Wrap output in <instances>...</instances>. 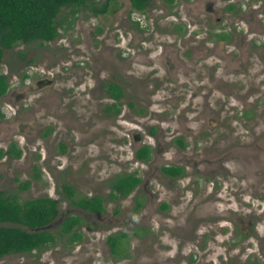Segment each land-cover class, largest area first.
Returning <instances> with one entry per match:
<instances>
[{
	"label": "rangeland",
	"instance_id": "rangeland-1",
	"mask_svg": "<svg viewBox=\"0 0 264 264\" xmlns=\"http://www.w3.org/2000/svg\"><path fill=\"white\" fill-rule=\"evenodd\" d=\"M228 1L174 0L169 8L153 0L145 9V18L137 12L130 14L127 0H113L109 4L118 6L115 12L97 15L87 3L86 9L73 13L70 27L58 29L54 40L40 48L34 46V50L19 45L3 52L0 72L6 74L9 87L0 97L4 109L0 112V150L14 143L20 156H0V190L19 201L44 195L57 199L58 215L46 226L56 236L53 245L29 254L3 256L0 264H168L169 259L171 264H264V48L260 45L264 42V0H233L237 12L226 10ZM68 15V8L60 10V18L68 19ZM130 15L138 17L139 25L145 28L135 25ZM233 23L245 31L237 35L248 34L243 49L226 46L222 52H210V41L205 40L206 55L198 52L194 59L195 52L182 45L186 37L202 42L198 38L209 36L207 31L221 26L227 30ZM231 37L232 41L236 38ZM140 40L143 43H138ZM248 41H254L256 47L248 49ZM164 44L173 47L165 56L166 62L182 64L170 74L165 66L163 71L153 68V60L148 62L159 56V46ZM89 45L94 51L104 49L105 74L123 88L116 116L107 117L102 110L104 103H111L109 99L97 96L94 89L87 94L93 82L87 71ZM142 48L147 51L145 57L140 55ZM15 50L24 51L33 63L19 64ZM121 51H126L123 59L119 58ZM74 61L79 63L68 66ZM69 67L86 74L73 102L67 99L70 95L64 85V75H71ZM23 70H28L34 80L48 79L50 86L38 87L42 93L51 95L61 87L62 98L57 103L55 97H49L46 105L31 96L33 103L29 104L28 97L24 100L21 96L20 105H28L21 106L13 121L8 106L17 93L26 95L24 83H18ZM53 105H57V113ZM107 110L112 112L111 107ZM170 137H182L185 147L176 148ZM157 141L168 147L159 158L153 153ZM141 145L151 149L146 162L133 157ZM200 147L225 155V173L222 169L210 172L211 164L200 163L204 157ZM179 156L194 157L201 165L195 168L197 163L191 161L186 171L203 170L196 173L199 179L195 180L204 192L199 193L201 187H196V191L186 189L179 196L168 188L166 178H159V166L171 164ZM133 171L140 178L139 184L125 197L108 199V180ZM188 179L184 177L177 188ZM212 180L222 182L219 198L217 193L208 192ZM25 181L27 185L21 187ZM234 181L252 192L243 199L226 195L229 187L225 185ZM63 184L71 186L73 197H103V212L92 213L71 204ZM157 188L167 209L151 200ZM136 201L140 202L137 209ZM194 208L192 215L189 210ZM222 211H232L244 227L237 228L240 238L233 252L224 250L226 236L216 234V225L211 223ZM68 214L81 219L78 226L82 237L77 242L68 243L57 233L60 221ZM157 216L160 225L156 224ZM248 220L253 225L243 235ZM197 222L200 227L196 234L184 237ZM209 224L212 233L203 237L205 229L211 228ZM116 232H124L126 237L112 253L105 238Z\"/></svg>",
	"mask_w": 264,
	"mask_h": 264
},
{
	"label": "trees",
	"instance_id": "trees-1",
	"mask_svg": "<svg viewBox=\"0 0 264 264\" xmlns=\"http://www.w3.org/2000/svg\"><path fill=\"white\" fill-rule=\"evenodd\" d=\"M99 0H0V57L6 49L13 48L20 44L34 43L37 46L52 40L58 35V29L70 27L74 20L73 13L87 7L93 15L113 12V0H103L98 6L94 2ZM152 0H127L129 10L144 11ZM168 5L174 0H160ZM62 8H68V19L60 18ZM64 20V25L62 24ZM99 31V30H98ZM22 57V52H18ZM25 75L21 74L23 78ZM8 87L6 75L0 72V96ZM109 95L117 100L121 94L117 84L111 82L106 86ZM114 113L119 111L115 103L109 106ZM109 107H105L107 110ZM140 111H142L140 109ZM150 134L153 128H150ZM61 149H63L61 145ZM10 155L13 158L20 156V150L14 143H11L5 151L0 150V156ZM150 147L141 145L133 152L136 160L145 162L149 159ZM162 171L167 175H173L179 171L176 167H163ZM140 182L136 173L116 174L108 180V199L127 196ZM27 181L21 186L25 187ZM66 196L71 204L92 212L101 213L104 210V198L99 195H79L73 197V190L70 185L63 184ZM58 200L47 195L29 198L22 201L14 196L7 195L0 190V258L9 253H30L34 250H41L53 245L56 236L46 229V226L58 215ZM140 204L136 201V207ZM166 205L163 204L162 208ZM81 219L77 215L68 214L59 223L58 234L66 237V242H77L82 235L79 232ZM126 237L124 232L109 234L105 238L110 251L115 253L120 240Z\"/></svg>",
	"mask_w": 264,
	"mask_h": 264
},
{
	"label": "flooded vegetation",
	"instance_id": "flooded-vegetation-1",
	"mask_svg": "<svg viewBox=\"0 0 264 264\" xmlns=\"http://www.w3.org/2000/svg\"><path fill=\"white\" fill-rule=\"evenodd\" d=\"M114 5L116 7L115 10H114V12H115L117 10L118 6L116 4H114ZM164 5L168 6L169 8L172 6V4L168 5L166 3H164ZM206 8L208 9V8H210V6H207ZM225 8H226V10H232L234 12H237L236 11L237 8H235L234 5H233V0H229L228 4H226ZM255 8L256 7L254 5L253 9H255ZM128 12H130V14L132 12L135 13V10H129ZM138 12L140 13V15L142 14L144 16V18H145V15H146L145 10L142 11V12L141 11H137V13ZM260 16H261V14H258L257 18H259ZM130 18L132 19L133 23H135V25H138L139 27L142 26V25L140 26L139 22L137 21V20H139L138 17H133L132 15H130ZM254 21L257 22L256 19H254ZM201 26H202V24H201ZM219 26H221V25L219 24ZM143 27L145 28V26H143ZM143 27H141V28H143ZM202 27H204V26H202ZM234 28H236V29H234ZM238 28L239 27H237L235 25V23H233V25H231V28H229L227 30L224 29L223 26H221V27L213 29L212 31L211 30L207 31L209 36H201L200 38H198L197 36L194 37V38H198L199 40H202V42H195L192 38L186 37L185 39H183V41H182L183 44L182 45L184 46V48L191 49V50H193V52H195L192 55V58H194V59H196L199 56L198 52H201V56L206 55V50L207 49H206L205 46H203V44H205L206 41H210L209 44H210L211 48L209 50H207V51H210V52L211 51L212 52L213 51L214 52H222L223 48L226 47V46H228V47L230 46L234 50H236L235 46L239 47L240 49H243V46H244L245 41L247 40L248 34L237 35L238 32L239 33H244L245 32V31H242V30L240 31V29H238ZM174 29L176 31H180L181 34L184 31L180 26H175L174 25ZM245 30L248 31V33H250V31H251V29L248 28V27H246ZM199 32H201V28L199 29ZM263 32H264V30H263ZM204 33H206V32H204ZM189 34H191V33H189ZM231 35L236 37L235 38L236 40L234 39L235 41L231 40L232 39ZM55 38H53L52 40H54ZM187 38L190 39L189 42L187 41ZM52 40H49L48 42H50ZM203 41H204V43H203ZM141 42H142V40L138 41V43H141ZM43 44H41V46H43ZM20 45L28 46V47L32 48L33 50L35 48L34 46H36L37 48L41 47V46H37L34 43L20 44ZM260 45H262L263 48H264V42H260ZM17 46H19V45H17ZM246 46H247L248 49L250 47L255 48L256 44H255L254 41H248ZM13 48H10V49H13ZM89 48H90V51H89V53L87 52V54H89L91 58L89 59L88 55H87L86 59L89 62V64L87 65V67H88L87 71L89 72L88 76L92 77L93 82H92V87L87 89V94L88 93L92 94L93 93V89L96 90L97 91V96L98 95H103V97L106 98V99H109L111 103H115L119 107V111H120V100L123 97V88H122L120 83H118L117 81L111 79V77L108 74H105V67L104 66H105V62H106V53L104 52L103 48H100V51H94L92 49L91 45H89ZM159 48H160L159 56L156 57L155 59H149L148 62L151 63L152 60L154 61L152 63V65L154 66L153 68H155V67L157 68L158 67V68L163 70L164 66H165L166 69H168L167 70L168 74H170V72H175L182 65L181 62H179V61L177 63L176 62L174 63V61L166 62V58H165V56L172 51L173 47L170 46V45H168L166 47V45L164 44L162 46H159ZM10 49H6V50H10ZM124 50H128V46L127 45L126 46L124 45ZM3 52H2V55H3ZM18 52H22V57L20 55H18ZM125 52L126 51H123V52L121 51V53L119 54V58L120 59L125 58V55H126ZM146 52L147 51L146 50L143 51V48H142V52L140 53V55L145 57ZM188 52H189V50H188ZM230 52H231V49L228 50V53H230ZM13 53L15 54V56L18 57L17 61L22 66L24 64L27 65V64L33 63L32 59L25 57L24 51L15 50ZM197 53H198V55H197ZM2 55H1V57H2ZM1 57H0V59H1ZM100 61H102L101 64H100ZM78 63L79 62H75L74 61L72 63H69L68 66H70L72 64L76 65ZM69 69H70L69 73H71V75L70 76H69V74H65L64 75L65 81H66L64 83V85H65V89H66L65 93H67V94L69 93V95H70L67 99H70L71 102H73V101H76L78 99L79 82L80 83L84 82L83 78H85L86 74L83 73L82 71H79L75 67H69ZM39 71L44 73L43 70H39ZM163 71H165V70H163ZM46 73H48V72H46ZM21 74H24L25 76L23 78H21L20 77ZM31 76L32 75L30 74V72H28V70H23V71H21L19 73L18 83L19 82H23L24 83L26 95L23 96V95H20L19 93H17V95H14L12 97L11 102H10V106H8V107L10 109H12L11 110V116H12V120L13 121L17 119V115H18L19 111L22 110L21 106L25 107V106L28 105V103H22L20 105V97L21 96L24 97L23 98L24 100H26L25 98L28 97L27 99L30 100L29 104L31 102L33 103V99H30L29 96H31L32 98H34L37 101H40L39 103L43 102L45 104L47 102H49V100H51V99H49V97H55L57 99V103L62 98L61 97V93H62V88L61 87L58 88L57 90L52 91L51 95H47L45 93H42L43 90H41L38 87H40L42 85L50 86L51 83L48 82V79L46 77H44L43 79H40V80H34V79L31 78ZM121 76H122V73H121ZM6 78H7V76H6ZM122 78H124V77L122 76ZM7 82H8V79H7ZM67 82H70V85H69L70 87L68 85H66ZM111 82L117 84L119 86V88H120L121 94H120V96H119V98L117 100L112 98L109 95L108 91H107L106 86L109 85V83H111ZM44 83H46V84H44ZM8 87H9V83H8ZM8 87H7L6 91H5V93L7 92ZM84 90H85V88H83V89L81 88L80 89V91H84ZM29 92H30V94H29ZM5 93L3 95H5ZM3 95H1L0 97H2ZM111 103H104L105 105L104 104L102 105V110H103V112L105 113V115L107 117H110L111 115L116 116L118 114V112H119L118 111V112L114 113V109H112V112L109 111V110H105V107H109L111 105ZM53 108H54V112L57 113V105H53ZM140 109H139V112H142L143 110L141 109L142 111H140ZM0 112H4V109L1 108V106H0ZM109 114H111V115H109ZM0 116H2V115L0 114ZM170 138H171V140H173V144H174V146L176 148L182 149V148L185 147V144H184V141H183L182 137H170ZM217 139H223V138H217ZM167 149H168V147H166L165 143L158 142L154 146L153 153H154V155L155 154L158 155L157 158H159L160 153L161 152H165ZM198 149L202 150L201 153L204 156V157L200 158V163L202 165L211 164L210 169H208L210 172H212L214 169H222L224 171L223 173H225V171H226V169H224V162L226 161L225 160V155L223 156L220 153L219 154H217V153L214 154L213 151H211V152L207 151V147H206V151H204V147H200ZM208 150H209V148H208ZM150 152H151V149H150ZM149 157H150V155H149ZM191 161L194 162V163H197V162H195V158L194 157L193 158H190V157L182 158V157L179 156L178 158H176V160L172 161L171 164H165V165H163L161 167L159 166V168L157 170V172L159 173V178L161 180H163V178H166L168 180V188L171 191L176 190V192H177V194H179V196H183L185 194L186 189L192 190V191H196V189H195L196 187H201V189L199 190V193L200 192H204V188H202V186L199 185V183L195 180L197 178L199 179V177H198V175L196 173L198 171H203V170L197 169V171H192V170L191 171H186V168L188 167V165H190ZM198 165L201 166L200 164L197 163L195 165V168H198ZM214 165H216V166L214 167ZM169 166L176 167V168L179 169V171L177 173L173 174V175H167V174H165L162 171V168L163 167H169ZM204 171H206V169ZM214 171L217 172V173L218 172H222V171H219V170H214ZM188 172H189V175H188ZM186 176L189 178L187 180L186 184H184L181 188H177V184L180 183L182 181V179H184V177H186ZM220 183L222 184V182H220V181H216V180L210 181V187H209L210 189L208 190V192L210 194L211 193H217L216 198L220 197L219 193H220V191L222 190V187H223V185L221 186ZM226 183H228V182H226ZM174 186H175V189L172 188ZM231 186L233 188H231ZM226 187H229L228 190H225L226 195L231 194L233 198L241 197L243 199V196L246 193L252 192L250 188H247L245 186H241L237 181L232 182L230 185H225V188ZM159 194H160V192H159V189L157 188L155 193H153V195H151L152 196L151 200H152V202L153 201L155 202L156 206H158V207L161 206V208H162V205L165 204V203H164V201L161 202V197L159 196ZM209 199L211 200L212 197H209ZM213 199H215V198H213ZM172 200L176 201L177 199L176 198H172ZM162 209H167V205H166L165 208H162ZM191 210H189V212H190V214L193 215L194 211L196 209L194 208V209H191ZM156 214L158 215L159 213L157 212ZM211 223L216 225V228L213 229L216 234L221 235V236L222 235L226 236L225 243L223 244L224 250H226V252H233L235 250V248L237 247L236 245H238V241H239V238H240L239 237V233H238V229L243 230V228H244L242 226V224H241V221H240L239 217L236 216L232 211H230V213L228 211H224V212L222 211L221 213L217 212L216 216H215V219ZM156 224L157 225L162 224L161 220H160V216L156 217ZM236 225H238V227ZM247 225L248 226L245 228V230L243 232V235H246L248 233L250 227L253 225L252 221L248 220ZM199 227H200V223H198V222L195 223L193 225V227H192L191 232L190 233H184L183 236L187 237V236L195 235L196 234V230H198ZM209 227H211L210 224H209ZM211 230H212V227L210 229H205V231L202 233V236L203 235L205 236V234H207V233L211 234L212 233ZM223 241H224V239H222V242ZM199 247H201V248L203 247L202 243L199 245ZM18 254H29V253H25V252L9 253V254H5L3 256H6V255H18ZM169 260H168V264H171L169 262ZM188 261L191 262L192 259L189 258ZM172 264H174L173 261H172Z\"/></svg>",
	"mask_w": 264,
	"mask_h": 264
},
{
	"label": "built area",
	"instance_id": "built-area-1",
	"mask_svg": "<svg viewBox=\"0 0 264 264\" xmlns=\"http://www.w3.org/2000/svg\"><path fill=\"white\" fill-rule=\"evenodd\" d=\"M135 12H137V11H135ZM139 13V12H138Z\"/></svg>",
	"mask_w": 264,
	"mask_h": 264
}]
</instances>
